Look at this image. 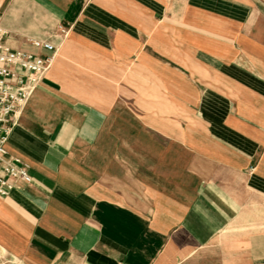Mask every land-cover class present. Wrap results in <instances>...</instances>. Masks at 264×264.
<instances>
[{
	"label": "crops",
	"instance_id": "crops-1",
	"mask_svg": "<svg viewBox=\"0 0 264 264\" xmlns=\"http://www.w3.org/2000/svg\"><path fill=\"white\" fill-rule=\"evenodd\" d=\"M53 61L5 158L17 264H264V0H0Z\"/></svg>",
	"mask_w": 264,
	"mask_h": 264
},
{
	"label": "built area",
	"instance_id": "built-area-1",
	"mask_svg": "<svg viewBox=\"0 0 264 264\" xmlns=\"http://www.w3.org/2000/svg\"><path fill=\"white\" fill-rule=\"evenodd\" d=\"M7 31L1 24L0 11V195H7L20 183H29L31 176L19 158H5V142L13 125L21 116L33 90L52 64L54 45L33 38V46L12 48L6 41ZM0 264H17L14 258L0 251Z\"/></svg>",
	"mask_w": 264,
	"mask_h": 264
}]
</instances>
